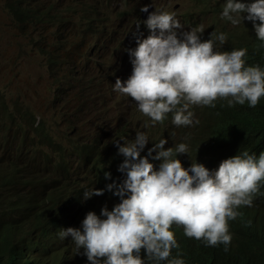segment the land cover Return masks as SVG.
<instances>
[{"label":"clouds","instance_id":"1","mask_svg":"<svg viewBox=\"0 0 264 264\" xmlns=\"http://www.w3.org/2000/svg\"><path fill=\"white\" fill-rule=\"evenodd\" d=\"M198 1L196 3H200ZM126 15H130L129 12ZM131 15L136 19L128 20L132 22L128 31L122 30L123 40L116 45L119 48H110L105 39L94 47L98 51L105 50L104 64L112 65L119 49L130 39L125 53L130 56L127 63H132V74L124 82L117 78L114 90L131 97L129 101H135L138 110L150 117L153 125L161 124L165 115L171 112L174 125L189 126L196 119L198 109L214 107L213 102L217 99H227L229 107L247 102L249 107L255 108L264 97V71L259 66L245 67L246 49L216 52L212 39L201 41L202 27L186 31L188 29L182 27L173 13L155 12L144 6L139 11L134 8ZM221 19L230 21L234 25L232 29L254 28L257 39L264 42V0H226ZM112 31L113 28L107 33L110 38ZM137 33L144 38H137L135 47L133 42ZM216 39L223 44L226 37L220 33ZM98 69H94L96 76L91 73L95 81L99 76ZM63 79L58 74L52 80L55 88ZM55 91L58 99L57 89ZM72 91H75L74 87ZM66 101L60 100L62 104ZM10 107L8 127L15 133L20 129L32 138L46 123L23 102H14ZM167 122H170L168 117ZM96 134L100 137L99 144L94 145L88 140L93 154L100 156L103 152L113 166L125 158L118 171H126V179L106 186L107 191L115 189L113 195L119 197L120 202L111 211L107 206L103 207L100 216L91 211L97 207L85 210L80 214V217L85 216L80 228L72 226L78 218L76 215L69 228L60 229L58 233L61 239L71 237L77 254L84 249L83 254L90 264H145L141 258L142 249L148 260L184 264L182 258L169 259L172 248L178 247V232L191 240H203L206 246L228 245L232 239L228 221L235 220L240 214L236 208L252 206V196L264 181V152L258 158L244 152L225 159L214 171L196 162L186 169L179 159L172 158V148H164L166 139L141 154L150 135L137 132L135 140L127 144L120 137L119 141H113L114 134L106 146L102 136L108 133L102 130ZM69 137L71 135L65 139ZM38 145L39 142L36 147ZM36 147L32 146L30 153ZM62 147L69 151L65 143ZM109 149L111 151L106 153ZM117 149L120 155L115 154ZM154 152L156 154L152 156ZM176 152L187 154V146L177 145ZM150 156L162 161L157 165L158 170H154L148 160ZM0 160L9 162L17 170L22 166L20 158L10 159L8 152H0ZM53 172L64 177L77 176ZM110 177V173H105L106 179ZM104 191L96 188L84 191V199L101 196ZM173 224L178 229L176 235L170 230ZM58 251L61 254L62 249L59 247Z\"/></svg>","mask_w":264,"mask_h":264},{"label":"trees","instance_id":"2","mask_svg":"<svg viewBox=\"0 0 264 264\" xmlns=\"http://www.w3.org/2000/svg\"><path fill=\"white\" fill-rule=\"evenodd\" d=\"M4 1L15 22L22 30L27 31L33 25L55 23L58 18L64 16L62 8H72V5L67 3L58 7L53 3L54 6L45 10L36 4L38 0ZM205 1L200 0L202 4ZM221 4H217V15L220 18L225 2ZM71 17L73 18L68 16L67 19ZM84 18V29L91 30V17L84 15ZM214 33L215 37L220 33L226 37L223 44L216 39L214 51L246 49V55L243 57L245 67L259 66L264 71V42L257 39L254 28L234 27L223 29L218 34ZM53 62L54 60L49 65L51 70L56 67ZM55 75L56 72L53 73V76ZM14 102L18 104V101H12L10 106ZM0 103L6 104L1 98ZM213 103L214 107L203 108L206 117L192 129L190 126H183L182 131H191L187 139L178 142L174 139L175 144L171 146L172 157L185 162L187 168L196 162L203 164L210 171L217 170L223 160L242 155L244 152L258 158L260 153L264 152V97L260 98L255 108L249 107L247 102L244 105L234 104L229 107L227 99H217ZM6 109L0 108L1 111ZM167 114L171 116L172 113ZM35 136L36 143L39 144L48 145L51 140L50 133H45V130H37L32 138ZM36 138L32 139L33 142ZM181 143L187 146V154H177L176 146ZM21 144L27 146L24 136L21 137ZM164 148L169 147L164 145ZM82 153L84 154V151ZM30 154L28 151V155ZM86 154L88 155L87 152ZM155 154L154 152L152 156ZM152 156L151 163L155 164ZM30 163L33 164L32 161ZM28 167L22 165V168L18 167L17 170L9 162L0 160V264H90L83 254L84 249L81 248L77 254L71 237L61 239L58 233L60 229L69 228L73 216L78 215L74 225L72 224L73 228H80L85 218L80 217L81 213L91 207H97L91 211L100 216L103 207L107 206L111 211L120 202V198L111 194L108 197L93 196L85 200L84 191H90L88 186L77 180L71 184H60L52 174L44 171L37 174ZM112 174L113 177L108 179L105 174H94L98 189L106 191L108 184H119L122 179H126L123 175L125 172ZM54 182L57 187L50 189L49 186ZM235 210L240 214L235 220L228 221L229 234L232 237L230 246L223 243L206 246L205 241L195 238L191 240L178 232V247L172 248L169 259L179 257L184 260V264H264V181L261 182L259 191L252 196V206H240ZM170 230L175 235L178 231L175 225H172ZM59 247L62 249L61 254ZM141 258L145 264H168L166 260H148L143 249Z\"/></svg>","mask_w":264,"mask_h":264},{"label":"rangeland","instance_id":"3","mask_svg":"<svg viewBox=\"0 0 264 264\" xmlns=\"http://www.w3.org/2000/svg\"><path fill=\"white\" fill-rule=\"evenodd\" d=\"M225 1L206 0L202 4L200 1L196 3V0H38L36 4L41 5L45 10L53 3L56 7L67 3L72 5V8L69 10L62 8L61 12L64 16L58 18L55 23L33 25L27 31L19 27L6 9L5 1L0 0V98L6 102V104L0 103V108H7L5 111L0 110V152H8L10 159L20 158V164L28 165L34 173H42L40 165L30 163L27 148L21 144V137L24 136L27 140V133L24 134L16 125L15 127L19 129L17 133L8 127L7 117L12 111L10 107L12 101L25 103L43 117L45 125L56 127L57 135L61 139L72 135L74 138L86 141L94 129L97 133L102 130L108 133L103 137L104 144L109 143L115 133H123L126 136L131 134L133 136L131 141L122 138L127 144L135 140L137 132L150 135L147 137L148 140L153 137L152 140L155 142L163 137L167 139L166 135L176 138V142L187 139L191 130L182 131L183 126H176L167 120H163L159 125H153L151 118L138 110L137 103L129 101L132 100L131 97L114 90L117 78L112 81L107 80L106 84L101 80L93 85L94 90L90 89L87 82L91 77L93 64L96 57H103L105 52V50H95L94 46L105 39L110 48H115L123 40L122 30L128 31L131 27L132 22L128 20L136 19L131 15L134 8L139 11L144 6L155 12L173 13L182 27L188 29L186 31L202 27V36L210 30L218 34L223 29H231L234 26L221 19L217 15V9L214 11L218 3L223 5ZM106 5L107 7H104ZM127 12L130 15H126ZM84 15L91 17V30L84 29ZM68 16L73 18L67 19ZM111 28H113L112 38L107 36ZM137 38L144 37L139 33L136 34L133 42L135 47H137ZM129 45L130 39L119 49L115 58L116 71L121 73L118 78L122 82L132 74V63H127L130 56L125 53ZM53 60L56 67L51 70L49 65ZM54 72L64 77L61 81L64 90L57 89L53 85ZM81 78L86 82L83 85ZM67 82H70L75 91H72V86L66 85ZM56 89L59 94L58 99ZM62 98L67 100L64 104L60 102ZM68 107L80 108L85 115L78 116L81 117L80 119L76 116L72 119L71 116L68 120H64L59 114ZM204 112V109H198L196 119L189 125L190 129L197 124V121L206 117ZM174 144L173 142L172 145ZM67 147L72 155L74 168L81 172L87 169L86 179L81 177L82 184L88 185L90 190L98 189L99 186L94 180L90 167L93 160L80 156L69 143ZM145 148L141 154L145 152ZM50 174L55 177L56 182L65 185L71 184L80 177L67 178L52 171ZM56 182L51 183L49 188L55 189Z\"/></svg>","mask_w":264,"mask_h":264},{"label":"bare ground","instance_id":"4","mask_svg":"<svg viewBox=\"0 0 264 264\" xmlns=\"http://www.w3.org/2000/svg\"><path fill=\"white\" fill-rule=\"evenodd\" d=\"M104 7H107L104 6ZM218 9V5L215 6L214 8V11ZM215 31L213 30H210L208 33H205L202 37H200L201 41H206L208 39H212L213 40V44H215L216 42V37L214 35L211 36V33H214ZM104 57H101V56H97L96 57V60L93 64V70L91 73L94 74V76H96L95 72H94V69L96 68H99L98 69V73H99V76L97 77V81H95V79H93L92 77H90L89 81L87 82L88 86H90V89L94 90V86L93 85H96L98 82H101V81H98V80H102V81H105L107 82V80L109 81H112L116 78H118L121 73H118L116 71V65H115V61L113 62L112 65L110 64H104ZM102 72H105V73H102ZM58 75V73H56V75L54 76V78ZM53 78V79H54ZM52 79V80H53ZM82 79V85L86 82H84V79ZM103 83V82H102ZM66 85L68 87H71L72 85L70 84V82H67ZM57 89H63L64 90V86L59 83V85L57 86ZM87 91H90L87 89ZM182 106V105H181ZM179 107V106H178ZM85 113L82 109L80 108H73V107H68V108H65L61 114H59V117L63 118L64 120H68L71 116H76L77 119H80L81 117H78V116H84ZM166 117L169 118L170 122H172L173 120V117L166 114L165 115ZM88 125H90L88 123ZM45 130V133H51L52 132V135H51V140L49 142L48 145H43V144H39L36 149H34V151H32V153L29 156V160L33 162L34 165H40L42 167L41 171L43 172H46V173H50V171H61L65 174H68V173H72V174H75L77 176H80L79 178H77L76 180L83 183V179L81 177H83L84 179H86V170L85 169L83 172H81L79 169H75L74 168V163H73V158H72V155L68 152H66L64 150V147H62V144L65 143L66 146L67 144L69 143L70 146H73V149L78 151L80 156H85L86 158H89V159H92L93 162L91 164V169H92V174H99L102 175V174H105V173H110L111 174V178L113 177L114 174H112L113 172H120L118 171V168L119 166L123 163V161L125 160L124 159H120L119 160V164L116 165V166H113L112 165V162L110 161V158L102 155L103 152L99 155H96V154H93L92 150H90V148L88 147V144H89V141L88 140H91V143L96 145V144H99L100 143V137H98V135L96 134L97 131L96 129H94V131L90 134L91 138L90 139H87L86 141H81V140H78V141H75L76 138H74L72 135L71 137L67 138V139H61L60 137H58L57 135V128L56 127H51L50 126H47V125H43L42 128H41V132ZM71 130V129H70ZM0 131H1V126H0ZM29 133H27V146L25 148H27V152L32 148V146H34V144L36 143L37 141V138L36 137H33V138H36L34 139V142H33V138H31V135L28 136ZM105 135L102 136V138L104 137ZM167 136V143L165 144V147H169L171 148L172 146V143L174 141V138L169 136V135H166ZM119 137L122 139V138H125L126 141H131L133 139V136L130 134L129 136H126L125 134L123 133H120V134H116L115 133V136L114 138L112 139L113 141H119ZM30 138V139H29ZM153 137H151L146 145V147L148 148H145V152L148 151L149 147H153L154 144H158L160 142V140H158L157 142L153 141L152 140ZM164 139V137H163ZM75 141V142H74ZM152 142V143H151ZM105 145L107 146L108 143H105ZM82 151H84V154L82 153ZM111 149L105 151L106 153L110 152ZM86 152L88 153V155L86 154ZM144 152V153H145ZM115 154L116 155H120L118 154V149L115 151ZM173 158V157H172ZM174 159V158H173ZM148 160H151L150 158H148ZM155 164H153V168L154 170H158L159 166L157 165H160V163L162 161H154ZM181 163H182V166L184 168L187 169L186 167V164L185 162H183L181 160ZM46 165H49L46 166ZM22 168V166H19ZM4 171V170H2ZM72 171V172H71ZM126 178V171H125V174H123ZM23 178V176H22ZM124 181V179H122L121 182L119 183H122ZM99 189H102V188H99ZM115 191V189H113V192ZM113 192H110V191H105L103 195L99 196V197H108L109 195L113 194ZM11 219V216L8 217V220ZM175 225V224H173ZM176 226V225H175ZM226 246H230L229 244L226 245Z\"/></svg>","mask_w":264,"mask_h":264},{"label":"water","instance_id":"5","mask_svg":"<svg viewBox=\"0 0 264 264\" xmlns=\"http://www.w3.org/2000/svg\"><path fill=\"white\" fill-rule=\"evenodd\" d=\"M150 13H152V12L150 11L149 14H150ZM149 14H148L147 16L144 17L145 20H147Z\"/></svg>","mask_w":264,"mask_h":264}]
</instances>
